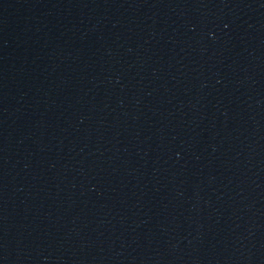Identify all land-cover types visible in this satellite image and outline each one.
I'll use <instances>...</instances> for the list:
<instances>
[{
  "label": "water",
  "instance_id": "95a60500",
  "mask_svg": "<svg viewBox=\"0 0 264 264\" xmlns=\"http://www.w3.org/2000/svg\"><path fill=\"white\" fill-rule=\"evenodd\" d=\"M0 264H264V0H0Z\"/></svg>",
  "mask_w": 264,
  "mask_h": 264
}]
</instances>
